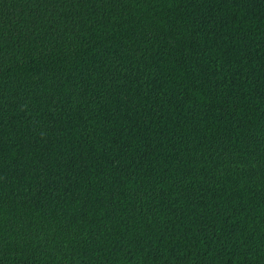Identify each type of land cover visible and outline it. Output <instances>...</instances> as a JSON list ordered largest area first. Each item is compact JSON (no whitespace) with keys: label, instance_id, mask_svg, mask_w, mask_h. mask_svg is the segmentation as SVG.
<instances>
[{"label":"trees","instance_id":"1","mask_svg":"<svg viewBox=\"0 0 264 264\" xmlns=\"http://www.w3.org/2000/svg\"><path fill=\"white\" fill-rule=\"evenodd\" d=\"M0 264H264V0H0Z\"/></svg>","mask_w":264,"mask_h":264}]
</instances>
